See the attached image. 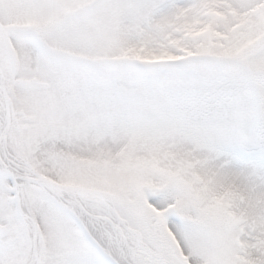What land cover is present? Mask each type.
Masks as SVG:
<instances>
[{
	"label": "snow or ice",
	"instance_id": "6c2138e0",
	"mask_svg": "<svg viewBox=\"0 0 264 264\" xmlns=\"http://www.w3.org/2000/svg\"><path fill=\"white\" fill-rule=\"evenodd\" d=\"M0 264H264V0H0Z\"/></svg>",
	"mask_w": 264,
	"mask_h": 264
}]
</instances>
